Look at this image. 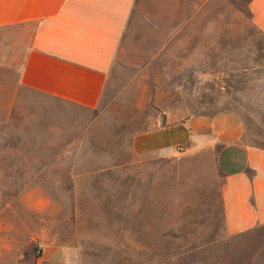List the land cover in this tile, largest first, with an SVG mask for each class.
Here are the masks:
<instances>
[{
  "label": "rangeland",
  "instance_id": "obj_1",
  "mask_svg": "<svg viewBox=\"0 0 264 264\" xmlns=\"http://www.w3.org/2000/svg\"><path fill=\"white\" fill-rule=\"evenodd\" d=\"M204 20L211 45L125 57L103 108L19 89L0 72V264H46V251L50 264L59 248L61 264H264V226L225 235L209 160L131 150L161 115L227 110L243 141L264 147V36L246 0L218 1Z\"/></svg>",
  "mask_w": 264,
  "mask_h": 264
},
{
  "label": "crops",
  "instance_id": "obj_2",
  "mask_svg": "<svg viewBox=\"0 0 264 264\" xmlns=\"http://www.w3.org/2000/svg\"><path fill=\"white\" fill-rule=\"evenodd\" d=\"M218 1L0 0V72L15 73L19 89L103 108L125 57H180L179 46L211 45L205 38L212 25L201 19ZM246 8L264 36V0H246ZM244 134L235 111L177 122L161 115L132 138L131 150L138 157L209 160L221 179L222 229L239 236L264 226V147L246 144ZM54 252L50 264H61L63 251ZM44 257L47 264V251Z\"/></svg>",
  "mask_w": 264,
  "mask_h": 264
},
{
  "label": "built area",
  "instance_id": "obj_3",
  "mask_svg": "<svg viewBox=\"0 0 264 264\" xmlns=\"http://www.w3.org/2000/svg\"><path fill=\"white\" fill-rule=\"evenodd\" d=\"M44 248H45L44 244L42 243L38 244L37 249H36V256L38 258H40L43 255Z\"/></svg>",
  "mask_w": 264,
  "mask_h": 264
}]
</instances>
